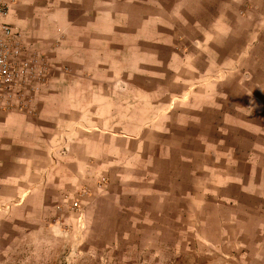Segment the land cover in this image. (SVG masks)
<instances>
[{"label":"rangeland","instance_id":"374dc122","mask_svg":"<svg viewBox=\"0 0 264 264\" xmlns=\"http://www.w3.org/2000/svg\"><path fill=\"white\" fill-rule=\"evenodd\" d=\"M5 2L0 264H264V2Z\"/></svg>","mask_w":264,"mask_h":264},{"label":"built area","instance_id":"2783aa9c","mask_svg":"<svg viewBox=\"0 0 264 264\" xmlns=\"http://www.w3.org/2000/svg\"><path fill=\"white\" fill-rule=\"evenodd\" d=\"M6 11L5 0H0V18L6 14ZM21 51L17 31L9 24L0 21V85L15 82L24 72L26 65L16 62Z\"/></svg>","mask_w":264,"mask_h":264},{"label":"crops","instance_id":"0c3cea01","mask_svg":"<svg viewBox=\"0 0 264 264\" xmlns=\"http://www.w3.org/2000/svg\"><path fill=\"white\" fill-rule=\"evenodd\" d=\"M262 1L264 2V0ZM256 75H257V85H259V90H264V54L263 56H261V58L258 59Z\"/></svg>","mask_w":264,"mask_h":264}]
</instances>
